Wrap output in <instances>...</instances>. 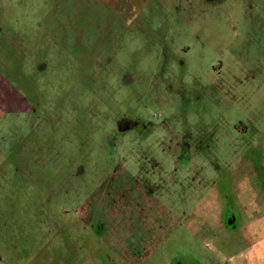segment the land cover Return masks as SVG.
Returning a JSON list of instances; mask_svg holds the SVG:
<instances>
[{"label": "rangeland", "instance_id": "1", "mask_svg": "<svg viewBox=\"0 0 264 264\" xmlns=\"http://www.w3.org/2000/svg\"><path fill=\"white\" fill-rule=\"evenodd\" d=\"M0 264H264V0H0Z\"/></svg>", "mask_w": 264, "mask_h": 264}, {"label": "crops", "instance_id": "2", "mask_svg": "<svg viewBox=\"0 0 264 264\" xmlns=\"http://www.w3.org/2000/svg\"><path fill=\"white\" fill-rule=\"evenodd\" d=\"M235 216L232 215L231 217H228L226 218V223H227V226L228 228H231V229H235L237 228V225H236V220H235ZM220 220V219H219ZM219 220H217L216 222H218Z\"/></svg>", "mask_w": 264, "mask_h": 264}, {"label": "water", "instance_id": "3", "mask_svg": "<svg viewBox=\"0 0 264 264\" xmlns=\"http://www.w3.org/2000/svg\"><path fill=\"white\" fill-rule=\"evenodd\" d=\"M126 126H127V125H126V124H124V125H122V128L124 129Z\"/></svg>", "mask_w": 264, "mask_h": 264}, {"label": "flooded vegetation", "instance_id": "4", "mask_svg": "<svg viewBox=\"0 0 264 264\" xmlns=\"http://www.w3.org/2000/svg\"><path fill=\"white\" fill-rule=\"evenodd\" d=\"M228 217H231L230 214H228ZM97 229V228H96Z\"/></svg>", "mask_w": 264, "mask_h": 264}]
</instances>
